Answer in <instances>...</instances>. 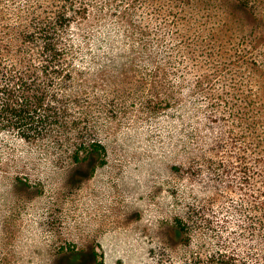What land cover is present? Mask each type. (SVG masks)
<instances>
[{"label": "rangeland", "instance_id": "374dc122", "mask_svg": "<svg viewBox=\"0 0 264 264\" xmlns=\"http://www.w3.org/2000/svg\"><path fill=\"white\" fill-rule=\"evenodd\" d=\"M254 1L224 36L226 13L197 0H0L1 36L16 11L70 6L79 108L91 107L107 146L76 184L68 144L0 129V264H77L76 252L90 254L81 264H212L222 253L264 264L254 161L264 111L257 131L239 114L246 99L259 111L264 101V0Z\"/></svg>", "mask_w": 264, "mask_h": 264}, {"label": "trees", "instance_id": "16d2710c", "mask_svg": "<svg viewBox=\"0 0 264 264\" xmlns=\"http://www.w3.org/2000/svg\"><path fill=\"white\" fill-rule=\"evenodd\" d=\"M197 1L203 3L206 9L213 10L212 16L219 15L220 11L226 13L227 20L224 22L228 26L223 31L224 36L232 35L236 27L240 28L241 23L235 22L240 21L236 9L250 13L259 8L254 0ZM71 10L66 3L64 6L58 5L51 13L48 9L29 7L16 11L18 21L14 25L8 21L7 15H2V19L8 22H4L3 31L6 35H0V129L13 131L26 140L39 141L44 145L56 142L59 145L68 144V159L75 164L70 179L79 184L85 176L93 174L98 165L106 162L107 146L102 140L93 137L95 129L91 125V107L85 105L79 108L81 96L75 84L78 71L74 64L71 40L66 36L71 16L74 15ZM231 24H236V27ZM258 36L253 37L257 38L255 45L259 44ZM112 101L114 105L117 102L112 99L110 103ZM245 101L247 105L239 110V114H252L249 117L250 126L257 131L261 124L258 116L264 111V101L262 107H258L260 111L256 109L257 102L252 97ZM255 138V152L260 149L254 156L257 169V219L260 225L258 229H262L264 150L261 147L264 134H257ZM179 223L182 226L183 220L179 219ZM86 255L90 254L76 252V263L81 264ZM219 261L222 264H239L227 253H222L221 257L213 254L212 264Z\"/></svg>", "mask_w": 264, "mask_h": 264}]
</instances>
